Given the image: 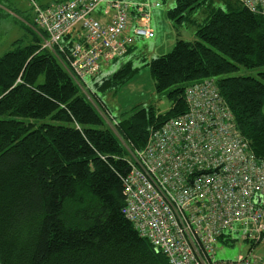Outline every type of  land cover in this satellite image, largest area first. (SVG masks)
I'll return each instance as SVG.
<instances>
[{"label": "trees", "instance_id": "obj_1", "mask_svg": "<svg viewBox=\"0 0 264 264\" xmlns=\"http://www.w3.org/2000/svg\"><path fill=\"white\" fill-rule=\"evenodd\" d=\"M219 1L224 7L203 22L195 14L208 0H177L168 10L177 42L146 66L171 107L140 105L120 119L99 93L135 76L133 60L89 85L87 96L65 61L78 34L65 37L63 53L43 49L45 33L26 26L32 35L0 58V264H169L123 214L124 180L152 132L188 111L194 83L215 81L250 150L264 159V71L225 76L264 66V16ZM10 5L0 0V25ZM188 26L197 39L181 37ZM47 118L52 123L33 122Z\"/></svg>", "mask_w": 264, "mask_h": 264}, {"label": "built area", "instance_id": "obj_2", "mask_svg": "<svg viewBox=\"0 0 264 264\" xmlns=\"http://www.w3.org/2000/svg\"><path fill=\"white\" fill-rule=\"evenodd\" d=\"M264 16V0H237ZM113 11L109 22L95 14L101 5ZM34 23L46 38L42 48L65 52L62 40L78 28L65 61L77 83L88 91V77L102 63L125 56L133 37L125 35L135 7L143 25L134 35L149 39V4L133 0H61L42 6L30 0ZM159 3H156L158 6ZM188 111L154 130L143 151L133 157L124 180L125 217L169 264H264V254L218 260L224 231L263 245L264 159H257L235 123L213 79L186 89Z\"/></svg>", "mask_w": 264, "mask_h": 264}, {"label": "rangeland", "instance_id": "obj_3", "mask_svg": "<svg viewBox=\"0 0 264 264\" xmlns=\"http://www.w3.org/2000/svg\"><path fill=\"white\" fill-rule=\"evenodd\" d=\"M41 1V0H38ZM61 0H55L51 3H55ZM6 2H9L11 4V10L9 11L4 8V11H6L8 14H6L5 17H3L1 25H0V58L6 54L7 52L13 50L15 48L14 43L19 40L26 38L28 35H32V32L28 31L27 27L32 29L33 31L38 33V26L36 24L34 25L32 23L33 18V12L30 6V0H6ZM224 7L219 0H208L207 4L203 7H201L195 14L196 19L199 22H203L204 19H206L210 13L216 8V7ZM27 20V21H26ZM27 26V27H26ZM183 31H187V37H193V39H197L196 37V27L192 26L190 28L184 27ZM42 32V30H41ZM43 33V32H42ZM80 33L78 28L74 30L73 35H76ZM138 37V36H137ZM67 40L64 38L62 40V43L65 44ZM150 40L144 39L142 37H138L137 39V48L134 49L132 52L128 53L125 56L116 58L115 60H112L109 62L108 65H103L102 70L103 72H106L109 69L114 68L112 72L109 74L115 72L118 68H120L124 63L127 61L133 60L134 63L139 66L140 70L138 72L144 71L146 69L150 70L148 66H146V63L149 62L150 57L149 55H145L146 58L143 61L138 62L139 59L143 58L140 53L144 55L145 52H143V49L146 44H148ZM153 42V41H151ZM150 51L152 53L153 46L150 45ZM55 51V50H54ZM136 56H139L136 58ZM136 58V59H135ZM153 58V57H152ZM264 71V66L258 67V68H246V67H240L239 70L230 73L228 75H225L227 77L232 76H252L259 78V73ZM137 72V73H138ZM103 77L102 74H99L95 77H88L86 81L89 83H92V87L94 86V82L98 79H101ZM153 80V78H151ZM154 82V81H153ZM82 92L89 96V92L86 91V88H84L82 85H80ZM134 87L131 85L128 86V93L122 98L126 99L123 106H134L133 101L137 98L139 93H135L129 97V94L133 92ZM118 92V91H117ZM115 92V93H117ZM115 93H106L105 95L102 93H99L100 98L105 102L107 105L111 116L115 117L116 119H120L121 115L124 112H120V102L121 98L119 100L117 99L118 94ZM142 96H144V102L142 105L144 106H153L156 109L157 113H165L168 111L171 107V101L169 100L167 93H159L156 90L151 93H143ZM114 98L116 105L111 102L110 99ZM110 98V99H109ZM140 106V105H139ZM129 107V108H131ZM132 110V109H131ZM130 110V111H131ZM34 123L37 125H40L42 123H52V121L47 118L45 120H34ZM225 239H230L229 242L223 243L220 242L217 246V255L216 258L218 260H235L241 255H253V254H259L263 255V245L257 244L254 249L252 250V245L248 243L247 241H244L242 239L243 232L239 229L237 230H226L224 231Z\"/></svg>", "mask_w": 264, "mask_h": 264}, {"label": "crops", "instance_id": "obj_4", "mask_svg": "<svg viewBox=\"0 0 264 264\" xmlns=\"http://www.w3.org/2000/svg\"><path fill=\"white\" fill-rule=\"evenodd\" d=\"M36 1L39 4H41L42 6H46L55 0H41V1L36 0ZM133 1L143 2V1H139V0H133ZM176 1L177 0H145V2H147L149 4V6H147L145 9L147 12H149V18L146 22V25H148L153 30L154 34L151 38L148 39V40H150V42L148 44H146L144 49H143V52H145V54L143 55L142 52L140 53V55H142V57L144 59L146 58L145 55H149V57L151 59L152 57L155 58L158 56L165 55L174 49L175 44L177 42V29L175 28L173 22L168 17V10L175 6ZM7 3H9V2H7ZM156 3H159V5L156 6ZM112 14H113V11L108 9L103 4L97 9L95 15L98 18L102 19L103 21L109 22L111 17H112ZM33 17H34V15H33ZM143 24H144V22L142 20V13H140L137 10V7H135L132 11L130 27L125 32V35H129V36L133 37V39H134L133 43L129 46V52L128 53L132 52L134 49L137 48L136 43H137L138 37L134 35V31H133L134 28L137 26L143 25ZM190 27H192V26H188L187 28H190ZM183 29L181 31L182 32L181 37L183 39L190 40V41L195 40V39H193L192 36L187 37V34H186L187 31H183ZM144 39L146 40V38H144ZM151 41H153V42H151ZM150 45L153 46L152 53L150 51V47H151ZM137 57H139V56H136V58ZM115 59L116 58H114L112 60H115ZM112 60H110V61H112ZM140 61H142V60H138V62H140ZM109 62H103L102 66L104 64L108 65ZM113 69L114 68H111V69H109V71L107 70L106 72H103V70L101 69V72L99 74H102L103 77L109 76L112 74V73L111 74H109V73L112 72ZM103 77H101V78H103ZM151 78H153L151 71L146 69L144 71L138 72L128 82H126L125 84H123L119 88L118 92L115 94L116 95L118 94V96H117L118 100H119V98H121V100H119V102L121 104L120 110H119L120 112H124V111L128 112L131 109H133L134 107L142 105L143 102L145 101L144 100L145 98H144V96H142V94L143 93H151V92H154L156 90L155 84H154L153 80H151ZM98 80H100V79H98ZM98 80H96V81H98ZM129 85L134 87V88H132L133 92L129 94V97L135 93L140 94L133 101L134 106L133 107L129 106L131 108H129L128 106H123L126 99H122L128 93V86ZM90 86L92 87V83H90ZM110 100H111V102H113L116 105V102H115L113 97ZM112 118H114V117L112 116Z\"/></svg>", "mask_w": 264, "mask_h": 264}]
</instances>
